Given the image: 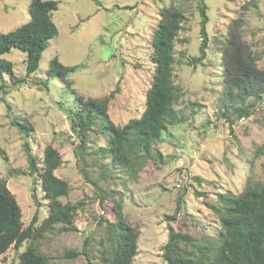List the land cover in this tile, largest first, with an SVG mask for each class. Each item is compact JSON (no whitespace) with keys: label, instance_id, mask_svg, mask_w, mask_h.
I'll list each match as a JSON object with an SVG mask.
<instances>
[{"label":"rangeland","instance_id":"1","mask_svg":"<svg viewBox=\"0 0 264 264\" xmlns=\"http://www.w3.org/2000/svg\"><path fill=\"white\" fill-rule=\"evenodd\" d=\"M54 1L59 5L53 19L59 35L43 53L37 77L44 78L50 61L57 56L65 66H79L68 79L80 95L97 98L118 88L109 113L119 126L140 117L144 111L146 93L153 81L151 41L159 12L164 7H176L187 18L176 44L174 84L185 92L187 101L199 104L181 107L179 116L184 121L171 125L163 135L164 141L157 146L165 162L163 166L149 162L136 179L124 187H113L124 192L126 217L140 231L134 264H166L162 248L168 241L169 224L174 230L213 237L220 226L217 209L210 206L218 208L219 196L239 195L249 181H264V156L258 153L264 148V96L257 99L250 117L231 115L235 121L233 133L226 118L219 117L220 109L226 111L225 103L237 108L244 106L236 95L228 100L220 60L233 22L242 20L243 35L253 47L257 67L264 72V0H204L209 43L207 58L196 66L188 63L199 54L202 16L198 6L202 0ZM30 3L31 0H0V34L30 20ZM4 57L14 63L18 76L24 75V53L13 50ZM231 71L236 72L232 68ZM28 80L30 83L12 91L5 100L14 118L32 126L29 138L11 125L6 104L0 102V147L7 154V159H0V177L7 181L8 189L21 207L25 228L36 214L37 225H41L48 216V203L35 180L37 175L31 173L24 146L29 141L38 163L43 161L45 149L53 146L63 159L56 176L70 186V195L62 198V202L77 206V231L65 232L59 225L46 232L37 244L50 258L49 264H88L85 257L70 259L66 253L81 251L90 238L88 249L95 264L105 233L96 226L103 210L96 189L77 168L74 156L77 139L67 114L59 107V102H64L65 108L72 107L74 96L56 80L50 91L32 84V78ZM250 102L247 99L245 104ZM194 111L198 114L191 115ZM96 134L91 132L94 148L104 143V137ZM92 173L94 178L99 170ZM119 175L115 174L114 182L122 181ZM34 187L38 188V203L33 199ZM179 200L182 211L177 221L169 223L168 216L175 215ZM18 257L12 247L0 255V264H12Z\"/></svg>","mask_w":264,"mask_h":264},{"label":"trees","instance_id":"2","mask_svg":"<svg viewBox=\"0 0 264 264\" xmlns=\"http://www.w3.org/2000/svg\"><path fill=\"white\" fill-rule=\"evenodd\" d=\"M198 8L202 16L201 45L199 54L192 56L189 66L202 64L207 58L208 17L204 0ZM58 10V2L54 0H31L28 9L30 20L13 31L0 34V102L6 104L11 125L29 138L32 126L27 121L21 123L18 118H14L5 97L30 83V78L32 84L42 85L47 91L51 90L55 80L70 91L74 96L73 106L65 108V103L59 102V107L67 114L71 131L77 139L74 147L77 168L85 181L96 189L103 210V216H100L96 226L104 229L105 233L101 237L99 258L95 264H134L138 255L140 231L126 217L124 192L116 191L113 187H124L136 179L149 162L163 166L165 162L157 148L164 141L163 135L171 125L184 121L179 116L181 107L199 104L187 101L185 92L174 84L176 44L180 41L179 34L187 18L176 7H164L159 12L160 19L151 41L153 81L146 93L144 111L140 117L119 126L112 121L109 113V105L119 92L118 88L109 95L97 98L80 95L68 79L79 66H65L57 56L50 61L44 78L37 77L43 53L49 47V42L59 35L53 20ZM242 26V20L232 23L220 58L226 77L228 100L236 95L241 100L240 104L244 105L237 108L229 102L224 104L226 111L220 109L219 117L226 118L231 133L235 123L231 115L236 113L239 118L250 117L253 115L251 108L257 99L264 96V72L256 65L253 47L244 37ZM13 50L26 56L23 76H18L14 63L4 57ZM231 68L236 72L232 73ZM247 99L252 102L245 104ZM195 113L198 114V111L191 115ZM91 132L104 137V143L98 148L91 145V140L94 142ZM24 149L31 173L37 175L35 180L40 183L48 203V216L38 226L36 214L25 228L21 207L8 189L7 181L0 177V255L13 247L19 257L12 264H49L50 258L41 252L37 243L46 232L59 225L65 232L77 231V206L62 202V198L69 197L70 186L66 180L56 176V171L63 165L60 153L49 145L44 151L43 161L38 163L27 140ZM258 153L264 156V148H260ZM6 155L0 147V159H7ZM98 170L99 174L93 178L92 171L96 173ZM117 173L122 181L116 183L113 180ZM36 191L38 188L34 187L33 199L38 203ZM219 203L218 208L210 206L213 210L217 209L220 226L213 237L203 238L197 234L191 235L187 230H174L169 224L168 241L162 248L166 264H264V181H249L239 195L222 194ZM181 211L182 200H179L175 215L168 216L169 223L177 221ZM90 242L91 239L87 238L81 251L67 252L66 257H85L88 264H93L88 249ZM25 243L28 244L26 249L19 252Z\"/></svg>","mask_w":264,"mask_h":264}]
</instances>
